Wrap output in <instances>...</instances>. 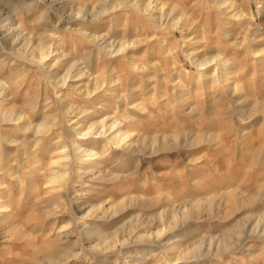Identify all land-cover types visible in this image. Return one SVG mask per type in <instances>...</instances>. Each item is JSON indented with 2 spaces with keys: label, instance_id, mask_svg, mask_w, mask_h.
Here are the masks:
<instances>
[{
  "label": "rangeland",
  "instance_id": "1",
  "mask_svg": "<svg viewBox=\"0 0 264 264\" xmlns=\"http://www.w3.org/2000/svg\"><path fill=\"white\" fill-rule=\"evenodd\" d=\"M109 1L0 0V264H131L122 244L140 264L196 245L170 264H264V0H126L162 28L136 8L93 20ZM105 117L132 150L80 139ZM68 200L91 215L77 230ZM162 227L170 249L132 243Z\"/></svg>",
  "mask_w": 264,
  "mask_h": 264
},
{
  "label": "bare ground",
  "instance_id": "2",
  "mask_svg": "<svg viewBox=\"0 0 264 264\" xmlns=\"http://www.w3.org/2000/svg\"><path fill=\"white\" fill-rule=\"evenodd\" d=\"M223 1V0H222ZM110 2V1H109ZM110 4H111V7L109 8V9H107V10H103L102 12H100L99 13V15H96L95 16V18L93 19V20H97V17H99L100 15H106V13H108V12H112V11H116V10H118V9H128V8H136L137 10H138V12L140 13V15L143 17V18H145L146 20H148L149 21V23L150 24H152L153 25V27H155V28H159V27H161V26H163V23H162V20H160V18H153V13L152 12H154V9L152 8V3L151 2H138V1H134V2H132L131 4H129V1H126V0H112L111 2H110ZM156 6V5H155ZM156 8H157V6H156ZM219 8H222L223 9V13L224 14H226L228 17H232V13H233V11L235 10H232V6L231 5H221ZM263 8V7H262ZM105 9V8H104ZM228 9H230V11L228 10ZM156 10V9H155ZM232 10V11H231ZM173 11V10H172ZM84 12V11H83ZM171 14V13H170ZM234 15H235V17H236V13H234ZM234 15H233V17H232V19L234 18ZM157 16V15H156ZM79 17V16H78ZM239 17V16H238ZM162 28V27H161ZM147 29V28H146ZM67 30V29H66ZM157 30V29H156ZM74 32V31H73ZM78 33V32H77ZM87 34V33H86ZM83 35H85V34H83ZM87 36V35H86ZM254 37L256 36L255 34L253 35ZM89 37H91V36H87L86 38H89ZM252 38V37H251ZM92 39H96V38H92ZM91 40V39H90ZM98 40V39H97ZM97 40H93V42H94V44H95V42L97 41ZM103 41V40H102ZM105 42V41H104ZM91 43V42H90ZM138 43V42H137ZM99 44V43H98ZM98 44H96V45H98ZM101 44V43H100ZM103 44V43H102ZM103 46V45H102ZM108 45H105L104 44V46L102 47V50H105L104 52H106V54H108V56L109 55H111V54H118V52H122V53H124L125 52V50L126 49H128L126 46H119V50H117L116 52H113L114 50H108ZM110 47V46H109ZM101 48V47H100ZM48 49L49 48H47L46 47V49H43V51H42V55H44L45 53H46V57L45 58H42L39 62H43V61H45V60H47L48 59V52L50 51H48ZM109 49H111V48H109ZM52 50V49H51ZM53 54H55V52L53 53ZM51 55H52V53H51ZM50 55V56H51ZM57 56V55H56ZM113 56V55H112ZM112 56H110L109 58H111ZM58 58V57H57ZM219 63V62H218ZM129 64H134V63H132V62H129ZM205 64H206V62H202V63H199V70L201 71V70H203V68H204V66H205ZM226 64V63H225ZM131 68V67H130ZM133 70V69H132ZM70 73H71V71H70ZM223 73V72H222ZM69 75V74H68ZM63 78V79H62ZM61 79H62V82L60 83V85H62V86H65L66 85V82H67V79H68V77H62ZM94 81H95V84L96 85H98L99 83H98V81H99V79H97V78H95V79H93ZM219 85V84H218ZM103 86H96L95 87V90H93V93H91V94H94L96 91H98V90H101V89H103L102 88ZM73 88V87H72ZM106 90V89H105ZM84 93V92H83ZM222 93V92H221ZM58 96V95H57ZM87 96H90V93H88L87 94ZM92 96V95H91ZM150 101V100H149ZM59 102V101H58ZM64 110V109H63ZM76 112V111H75ZM63 117V116H62ZM108 117V116H107ZM114 117V116H113ZM106 118V117H105ZM114 119H115V117H114ZM123 119V118H122ZM127 119V118H126ZM62 121V120H61ZM74 121V120H73ZM72 121V123L71 124H73V123H75V122H73ZM63 122H65V121H63ZM70 122V121H69ZM46 123V122H45ZM47 124V123H46ZM64 124V123H63ZM69 124V123H68ZM77 124V123H76ZM124 124V123H123ZM65 125V124H64ZM81 126V125H80ZM62 127V126H61ZM66 127V126H65ZM39 128V127H38ZM72 128H74V127H72V125L71 126H67V130L69 131V133L70 134H72ZM122 128H123V125H122V123H119V122H117V121H115V120H113V119H110V118H106V119H104L103 121H101V122H99L98 124H94V125H92V127H89L88 129H86L85 131L86 132H84L83 134H81V138L80 139H84V140H86L87 138H89L90 136L91 137H94V139H105L107 142H108V144H110V145H112V146H114L116 149H125V150H132L133 149V146H134V141H133V135H131V134H129V132L127 131V132H122ZM39 130H40V132H42V134L43 133H46V132H49L50 131V129L49 128H47L45 125H44V123H42V125H40V128H39ZM83 131V130H82ZM61 132H62V130H61ZM69 133H67L66 132V134L67 135H69ZM76 133V132H75ZM65 134V133H64ZM44 135H46V134H43V136ZM65 136V135H64ZM72 137H74V134H72L71 135ZM76 136V135H75ZM77 136H79V135H77ZM67 138V137H66ZM135 139V138H134ZM177 140V139H176ZM40 141V140H39ZM70 141V140H69ZM137 141V140H136ZM175 142V141H174ZM175 143H178L177 141L175 142ZM71 146H73V145H71ZM71 148V147H70ZM75 148H76V146H75ZM71 150V149H70ZM78 151V150H77ZM75 152H76V150H75ZM74 152V153H75ZM63 153V152H62ZM84 154H86V155H88V157H91L90 156V154H89V152L86 150L85 152H83ZM79 154V153H78ZM65 155V154H64ZM72 155V154H71ZM70 155V156H71ZM77 155V154H76ZM81 155V154H80ZM60 159V158H59ZM65 159H66V157H65ZM68 159V158H67ZM66 159V160H67ZM63 160V159H62ZM65 160V161H66ZM59 161H61V160H59ZM64 161V160H63ZM54 162H56V163H54L55 165H57L58 164V162H57V160L56 161H54ZM100 162V161H99ZM70 163V162H69ZM54 166V165H53ZM52 166V164H51V167H53ZM58 166H60V165H58ZM57 166V167H58ZM68 166H70V164L68 165ZM67 165H66V168L68 167ZM55 167V166H54ZM62 167H64V166H62ZM69 168V167H68ZM70 169V168H69ZM50 170V169H49ZM58 170V169H57ZM62 170V169H61ZM39 171V170H38ZM55 171V170H54ZM64 172V171H63ZM70 172V171H69ZM60 173V172H59ZM65 174H66V172H65ZM50 176V175H49ZM63 176H64V174H63ZM61 174L59 175L58 173H56V171H55V173H53V176H51L52 178L50 179V181H49V184H52V186L54 185L55 187H56V190L58 189V188H61L62 187V185H66V184H64L63 183V178H65V177H63ZM68 178V177H67ZM70 178V177H69ZM67 181V180H66ZM51 186V185H50ZM54 188V187H53ZM62 189V188H61ZM65 189H66V198L68 199L69 198V190H70V187H68L67 185H66V187H65ZM55 190V191H56ZM60 190V189H59ZM64 190V189H63ZM62 190V191H63ZM52 192V191H51ZM64 193V192H63ZM231 194H232V192H231ZM64 195V194H63ZM58 196V195H57ZM228 196V195H227ZM229 196H230V194H229ZM232 196H234V195H232ZM58 197H60V196H58ZM63 197V196H62ZM232 198V197H231ZM60 199V198H59ZM71 199V198H70ZM65 200V199H64ZM141 200V199H140ZM235 200V199H234ZM237 201V200H236ZM143 202V201H142ZM145 203V202H144ZM67 204L69 205V208H70V212H71V216H72V218H73V221H74V224H75V229L77 230V228H80V227H83V226H85V223L83 222V221H80V218H79V216L81 217V220L83 219H86V218H89V217H91V215H89V214H87V215H84L83 214V212L81 211V210H79V209H75L73 212H72V200L70 201V200H68V202H67ZM242 204V203H241ZM67 205V206H68ZM123 202H120L118 205H117V207L118 208H121V207H123ZM103 211V216H100V219H107V217L109 216V215H112V216H114L115 214H116V212H114V209H109V208H106V209H103L102 210ZM112 213V214H111ZM83 216V217H82ZM96 217H98V215L97 216H95V218ZM79 220V221H78ZM177 220V219H176ZM139 226V225H138ZM137 226V227H138ZM145 226H147V225H145ZM135 227V226H134ZM132 228H133V226H132ZM131 228V229H132ZM142 228V227H141ZM145 228H147V227H145ZM129 229V228H128ZM140 229V228H139ZM130 231V230H129ZM148 231V230H147ZM61 232H63V231H61ZM131 232H133V231H131ZM70 233V232H69ZM145 233V232H144ZM171 232H169V230L168 231H166V228H163L162 227V229H160V230H156V232L155 233H153V234H142V235H139V236H136L135 238H133V240H132V237H129L128 238V240H132L133 242V244H148V246H150L151 248H153V250L154 251H158L159 253H162V252H164V250H166V249H170V247H169V243L167 242L168 240V235L170 234ZM61 234V233H60ZM59 234V235H60ZM134 234V233H133ZM134 236V235H133ZM62 237H65V236H62ZM115 240L114 241H112L111 243L112 244H114V243H118V239L117 238H114ZM119 242H121V241H119ZM122 242H124V240H122ZM123 246L121 247V248H123L121 251H120V253H121V260H123V261H126L127 263H131V264H140V263H142L144 260L142 259V258H140V256H137V255H134V256H132V257H127V255L126 254H124L123 253V251L127 248V246H126V244H122ZM115 246V245H114ZM229 246H222V247H220L219 249H217V252H219L220 254H223V253H225V252H228L229 251ZM222 249V250H221ZM232 249V248H231ZM84 250V249H83ZM83 250H81V251H83ZM150 250V249H149ZM93 251V252H92ZM99 252H100V250H99ZM230 252V251H229ZM90 253H92L93 255H94V253L96 254H98V250L96 249V247H92L91 248V252ZM209 253V251L207 252V255H209L208 254ZM201 254L199 253V246L198 245H196V246H194L191 250H187V251H184V252H182L180 255H179V258H177V259H172V257H171V259L169 258V260H167V262H165V264H170V263H173V262H176V261H189V260H195L196 261V259H198V258H200L201 256H200ZM205 255V254H204ZM70 256V255H69ZM72 256V255H71ZM106 256V254L104 255V257ZM206 256V255H205ZM63 257V256H62ZM101 257V256H100ZM103 256L101 257V258H103V259H106V258H104ZM70 258H72V257H70ZM97 258V257H96ZM129 258V259H128ZM144 258V257H143ZM64 259H65V257H64ZM126 262H124V263H126ZM102 263H105V261L104 262H101V264ZM53 264H57L56 262H53Z\"/></svg>",
  "mask_w": 264,
  "mask_h": 264
}]
</instances>
